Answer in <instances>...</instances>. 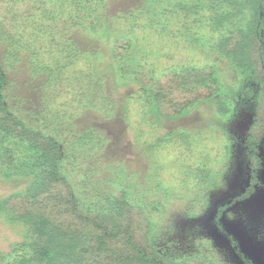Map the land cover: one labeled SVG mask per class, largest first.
<instances>
[{
	"label": "rangeland",
	"instance_id": "rangeland-1",
	"mask_svg": "<svg viewBox=\"0 0 264 264\" xmlns=\"http://www.w3.org/2000/svg\"><path fill=\"white\" fill-rule=\"evenodd\" d=\"M103 3L105 8L98 9L104 15L101 26L85 29L79 21L90 17L93 4L98 8ZM142 5V0H0V64L16 65L19 53L23 64L17 67L22 64L23 69L29 53L21 46L32 39V48L42 45L38 55L57 71L46 90L25 83L19 72L11 81L6 71L10 81L2 91L17 115L39 127L42 118L47 132L55 135L64 148L62 173L80 199L103 195L120 179L122 185L131 186L135 201L159 204L153 238L165 255L179 258L199 252L215 264H244L231 244L232 236L240 252L254 264H264V141L259 147L262 168L257 171L255 192L216 217L218 208L249 184L252 167L244 138L252 116L247 108L238 107L237 121L218 118L213 101L179 118H160L141 105L144 97L134 83L123 84L112 73L102 83L114 111L109 106L101 112L85 105L94 91L87 87L92 83L89 75L97 73L95 68L102 74L108 69L110 40L121 31L134 33V49L156 73L185 62H213L223 81L232 79L226 61L216 51L191 43V37L212 36L202 18L206 13L172 12L171 20L160 28L161 19L157 22L151 14L145 17ZM73 13H79L77 21ZM82 133H91L92 141H79ZM226 145L230 154L223 156ZM197 162L216 173L200 186L186 172V167ZM21 187L22 180L0 179V196ZM22 240L23 226L0 216V254L10 252Z\"/></svg>",
	"mask_w": 264,
	"mask_h": 264
},
{
	"label": "trees",
	"instance_id": "trees-1",
	"mask_svg": "<svg viewBox=\"0 0 264 264\" xmlns=\"http://www.w3.org/2000/svg\"><path fill=\"white\" fill-rule=\"evenodd\" d=\"M95 3L97 7L98 1ZM142 3L145 17L151 14L157 22L161 19L160 28H165L172 12L182 11L186 16L193 10L206 13V18H202L212 36L191 37V43L209 52L216 51L226 61L232 79L223 81L213 62H185L180 67L156 73L134 49L137 44L134 33L121 31L110 40L108 69L102 74L95 68L97 73L89 75L92 83L87 87L94 91L90 98H85V105L101 112L109 106L114 111L102 83L104 76L112 73L123 84L134 83V89L144 97L141 105L160 118H179L213 101L212 110L218 118L237 121L238 107L247 108L252 116L244 138L252 167L249 184L218 208L216 217L219 218L236 201L247 199L255 192L257 171L262 168L259 147L264 141V0H142ZM88 7L83 8L88 10ZM96 7L93 4L90 17L79 21L85 29L101 26L104 15L98 9L105 6L103 3ZM78 15H71L74 21ZM182 31L177 30L178 34ZM32 46H35L32 39L25 40L21 46L29 53L23 69L20 60L23 56L19 53L14 59L16 65H7L5 61L4 67L0 64V179L24 182V187L0 196V216L23 226V240L15 242L10 252L0 254V264H215L199 252L179 258L162 253L153 238L157 228L154 216L159 204L135 201L131 186L122 185L120 179L112 184L109 192L94 194L92 199L83 200L74 193L73 185L62 173L64 148L60 142L47 132L42 118L38 119L42 123L39 127L17 115L5 89L2 91L10 81L6 71L10 72L11 81H15L13 76L19 72L31 87L38 84L46 90L53 84L57 71L38 55L42 45L35 49ZM39 75L41 82H37ZM90 135L82 133L79 141H92ZM229 154L226 145L223 156ZM186 168L187 176L197 186L216 174L202 162ZM217 224L221 227L219 220ZM229 238L243 263L254 264L240 252L237 240Z\"/></svg>",
	"mask_w": 264,
	"mask_h": 264
}]
</instances>
